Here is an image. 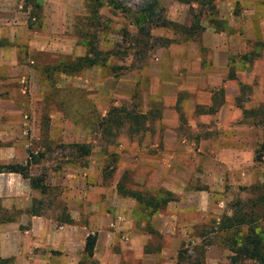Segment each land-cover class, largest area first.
I'll return each mask as SVG.
<instances>
[{"label": "rangeland", "instance_id": "1", "mask_svg": "<svg viewBox=\"0 0 264 264\" xmlns=\"http://www.w3.org/2000/svg\"><path fill=\"white\" fill-rule=\"evenodd\" d=\"M0 1L10 11L9 17L13 16L0 24V39L16 55L13 71L0 75V165L23 164L30 155L37 158L30 175L42 174L48 191L42 196L31 189L29 203L36 201L34 208L55 225L72 211L74 224L84 226L81 237L96 236L88 223L95 211L89 213L88 208L94 194L100 195L99 187L113 184L119 197L116 204L125 210V215L121 211L109 215L104 209L111 224L119 217L125 229L115 231L111 239L115 248L129 244V232L135 231L145 237L144 252L159 249L166 253L168 260L162 264H176L178 251L179 264H227L230 253L218 248L225 244L223 235L215 231L216 223L232 213L251 211V201L264 198V157L250 163L264 135V0H97L102 6L96 19H91L85 0ZM153 2L158 16L181 27H188L197 16L203 28L197 39L187 40L180 29L172 27L150 28L148 37L140 33L136 17L140 18L143 5ZM90 37L96 50L107 56L106 67L60 74L55 65L64 55L69 59L82 56L86 49L81 42ZM220 44L226 54L219 50ZM194 54L202 62L209 61L205 72L222 71L227 67L225 55L235 56L230 73L235 75L237 85L232 92L237 94L232 106L255 110L242 116L237 108L240 117L231 122L240 134L255 138V145L252 142L246 157H241L240 168L228 170L207 162L204 180L198 178L200 161L179 158L185 168L174 176L168 155L162 154L176 144L206 148L205 143L210 145L222 131L210 121L215 127L210 131L190 129L195 91L205 92L202 86L221 78L200 68L196 79H186L181 60ZM171 92L176 93V123L161 126L157 120L166 115L162 103ZM112 107L144 114L139 131H130L134 126L128 128L130 123L125 121L116 130H101L98 122ZM168 128L178 133L176 138L158 142L155 133ZM74 144L87 145L88 156L77 159ZM208 159L213 160L214 154ZM26 181L23 198L28 199ZM117 182L144 198L157 199L159 191L170 192L173 201L149 214L134 199L118 195ZM167 185H173L174 191L167 190ZM168 205L175 207L169 210L175 217L164 224L155 218ZM25 211L13 206L6 209L0 199V223L26 216ZM252 213V225L264 231V219H260L264 200L252 207ZM110 227L103 225L101 230H115ZM0 259L14 264L12 258ZM148 263L126 258L122 264Z\"/></svg>", "mask_w": 264, "mask_h": 264}, {"label": "crops", "instance_id": "2", "mask_svg": "<svg viewBox=\"0 0 264 264\" xmlns=\"http://www.w3.org/2000/svg\"><path fill=\"white\" fill-rule=\"evenodd\" d=\"M4 5L5 4L0 1V24L7 23V20L13 17H9V14L11 13ZM32 44L34 46L36 45V43ZM50 45L51 43L49 46ZM222 49H224L223 52L226 54L227 49L222 48L220 44L219 50ZM13 50L14 49L11 48V45L9 46L8 43L4 47H0V75L4 72L8 73L9 71H13L16 60V55ZM63 57L68 58V55H64ZM190 58H182L181 60V62L184 61L181 66L185 68L186 79H196V77L202 73L200 68L203 69L205 74H213L214 77H221L219 80L212 81L210 85L205 84L202 86L201 88H206L205 92L195 91L196 97L195 100L192 101L193 114L195 115L189 121L190 129L191 131H196L197 129L210 131L215 128L212 124H209L210 121L216 125V130L222 131H220L217 136H214L210 145L205 143L206 148L201 146L195 149V147H182L176 144L173 149L164 151L162 154L168 155L167 161L171 164V171L174 176H176V171L185 168L184 162L179 158L187 157L190 158V160L195 158L198 160V164L200 161L202 170L198 174V178L199 180H204L206 178L205 175L207 174V162L210 163L212 161L215 167H218L217 165L219 164L228 170L240 168V159L243 156L246 157L247 150L252 142L253 145H255V138L251 136V139L250 136L245 133L240 134L237 126L231 124V122H235V120L240 117V114L237 111L238 107L236 108L234 104V107L232 106L234 97L237 94V92L235 94L232 92L235 85H237L235 75L233 78L228 79V74H230L234 58L236 57L234 56L233 58V55H225L224 64L227 65V67L224 66L220 72H212L213 69H210V72H205L210 64L208 60L202 62L200 60V55L198 56L194 54V56H192L191 59ZM228 66L229 69H227ZM219 89L223 90V104L217 112L212 115L201 114L200 111L210 105L212 93L217 92ZM175 102L176 93L171 92L167 101L165 102L164 100L162 103L166 115L163 114L162 117L157 120L158 123L160 122L161 126L165 125L168 127V124L176 123L173 110ZM171 127L173 128L174 126ZM177 134L178 133L174 129L168 128L161 133L156 132L154 136L158 138L157 140L159 142L164 141L165 139L176 138ZM191 144L193 145V143ZM209 154H214L213 160L208 159ZM252 161L253 160H251L250 163H252ZM169 176H172L171 172L168 174V177ZM7 181L9 183L6 184ZM25 181L26 180L21 179L17 174H0V199L4 208L9 209L11 206L15 209L17 207L26 210L29 208L30 203L28 193L31 189L27 185L26 192L28 199L23 198L25 196L23 193L26 185ZM19 186H22V188L20 189ZM167 186V190L171 192L174 191L172 188L173 185ZM96 192L100 195L94 194L95 198H93L94 200L88 208L89 213L95 211L93 215H90L88 223L93 230L97 232L96 236L93 235L95 236V244L91 256L88 257L83 252L85 238L81 237V229H84V226L80 228L77 224H74L73 220H75V214L70 211L68 217L71 223L68 225H55L50 218L44 217L41 214L40 216H25L23 214V216H20L15 220L13 219L12 222L0 223V258H12L14 264H122L126 258H130L134 262L142 260L145 262L148 261L150 264H162L163 261L168 260V256L163 250L156 249L154 252H151L149 249L144 252L143 239L145 237L141 236L142 233H136L135 231L129 232V244L122 243L115 248L111 241L115 231L123 232L125 229L119 225V217H117V220L111 224V219L109 220L108 216L113 212L118 213L119 211L124 212L125 215V210L116 204L117 201H119L117 200L119 197L115 193L113 184L105 189L99 187ZM180 203H182V198L180 199ZM104 209H108L110 214H105ZM173 209H175V207L168 205L166 208L167 212L165 211L166 213L164 212L163 214H160L155 219L164 221V224L170 223L172 219L174 220L175 216L173 213H170L169 210ZM103 225L111 226L115 230L113 231V229L110 230L109 228V230L105 229L106 231L101 230ZM87 236L88 235L86 234V237ZM218 248L222 251L226 250L224 245H218Z\"/></svg>", "mask_w": 264, "mask_h": 264}, {"label": "trees", "instance_id": "3", "mask_svg": "<svg viewBox=\"0 0 264 264\" xmlns=\"http://www.w3.org/2000/svg\"><path fill=\"white\" fill-rule=\"evenodd\" d=\"M86 9L91 17V19H96L97 9L102 6L97 0H85ZM183 3L198 2V0H178ZM38 6V5H37ZM158 9L156 8L154 2L152 4H146L141 7V16L136 17L135 24L140 33L144 32L145 36L148 37V30L153 27H172L175 29H180L182 34L187 40L197 39L203 28L200 26L197 16H194V21L188 27H181L175 23L168 22L164 18L158 16ZM147 28V29H146ZM146 29V30H145ZM145 30V31H144ZM5 41L0 39V47H4ZM81 45L85 47L86 51L82 56L74 57L69 59L63 57L55 65V69L62 75H73L81 71L90 69L92 67H106L107 56L96 50L94 43H92L91 37L83 39ZM245 58V57H243ZM233 78L232 73L228 74V79ZM223 104V90L219 89L217 92L212 93L210 105L205 109H202L201 114L212 115L220 108ZM241 110L242 116L253 114L255 110H246L238 106ZM145 119L144 114H132L131 112L124 111L122 107H112L106 113L105 117L101 118L98 122V127L101 130L110 131V129H118L123 124V122L130 123L128 128L134 126L130 131L136 133L139 131L138 127L141 126V121ZM262 127L264 129V121H261ZM109 133V132H108ZM74 149L75 157L78 159H83L88 156L89 148L85 144H74L71 145ZM39 157L41 156L38 155ZM262 157H264V135L263 141L258 145V148L254 151L253 162H258ZM37 158L30 155L26 162L22 164H6L0 165V174H17L23 180H27L30 189L37 191L40 195H45L48 191L47 185L44 183V176L42 174L33 177L30 175L29 168L31 165H35ZM262 188H264V179L261 183ZM255 189V187H254ZM116 192L120 196H126L134 199L144 211L153 214L159 210L165 208L166 204L173 201L172 194L167 191H159L160 198H154L153 196H146L144 198L141 193H135L131 191H126L120 182L116 184ZM264 198L260 197L256 201H251V211L244 212L242 214L232 213L230 216H224L219 219L216 223L215 231L217 233H222L224 240V247L230 253L228 257L227 264H264V231H256V227L252 224L254 222V214L252 213V207H254L258 201L263 202ZM36 201L32 200L29 208L25 211L28 216H40L38 209L34 208V203ZM260 219H264V214H262ZM13 219L7 218L1 222H12ZM60 224H70L71 221L69 217L65 214L62 219L58 222ZM245 228L244 232L241 231ZM95 244V236L88 235L84 240L83 252L86 256L92 255V250ZM181 254L179 251L176 256V264H179L181 259ZM10 261L8 259H0V264H7Z\"/></svg>", "mask_w": 264, "mask_h": 264}]
</instances>
